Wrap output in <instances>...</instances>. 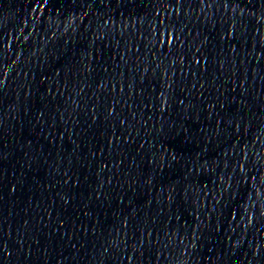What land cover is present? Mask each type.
<instances>
[{"label":"water","instance_id":"1","mask_svg":"<svg viewBox=\"0 0 264 264\" xmlns=\"http://www.w3.org/2000/svg\"><path fill=\"white\" fill-rule=\"evenodd\" d=\"M264 184V0H0V264H126Z\"/></svg>","mask_w":264,"mask_h":264}]
</instances>
